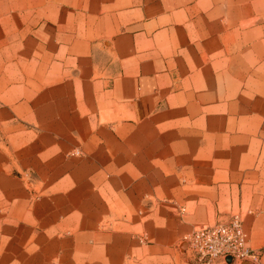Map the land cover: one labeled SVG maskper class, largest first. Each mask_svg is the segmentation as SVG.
<instances>
[{"label": "crops", "instance_id": "obj_1", "mask_svg": "<svg viewBox=\"0 0 264 264\" xmlns=\"http://www.w3.org/2000/svg\"><path fill=\"white\" fill-rule=\"evenodd\" d=\"M0 28V264H182L234 212L264 264V0H0Z\"/></svg>", "mask_w": 264, "mask_h": 264}, {"label": "built area", "instance_id": "obj_2", "mask_svg": "<svg viewBox=\"0 0 264 264\" xmlns=\"http://www.w3.org/2000/svg\"><path fill=\"white\" fill-rule=\"evenodd\" d=\"M185 238L187 250L193 257L205 262L216 258L226 262V255L232 257L231 264L254 261L258 257V252L247 243L243 219L238 212L227 219L196 227Z\"/></svg>", "mask_w": 264, "mask_h": 264}, {"label": "rangeland", "instance_id": "obj_3", "mask_svg": "<svg viewBox=\"0 0 264 264\" xmlns=\"http://www.w3.org/2000/svg\"><path fill=\"white\" fill-rule=\"evenodd\" d=\"M4 30H7V29H2V28H0V55H2V52L5 54V49H6V46L7 45H5L4 44V48H3V44H1V37L4 35L3 34V31ZM78 152L79 151H71L70 153H68V155H71V154H78ZM235 213V212H234ZM239 213V212H238ZM233 214V213H232ZM231 214V215H232ZM224 220V219H223ZM218 221H220V220H218ZM190 232V231H189ZM187 235V233L185 234V236ZM185 236H184V239H183V241L186 243V245H182V246H180V250L181 249H183V248H185V246H186V248H185V254H184V256H183V258H182V264H227L226 262H223V261H221V259H218V258H216V259H214V260H212V261H209V262H205V261H202V260H198L197 258H195V257H193L192 256V254H191V251L190 250H187V242H186V238H185ZM184 246V247H183ZM179 250V251H180ZM181 252V251H180ZM177 257V256H176ZM179 257V256H178ZM258 257H259V253H258ZM258 257H257V259H258ZM257 259L256 260H254V261H251V260H249V262H251L252 264H254V263H256L257 262ZM233 264H240V263H233Z\"/></svg>", "mask_w": 264, "mask_h": 264}, {"label": "water", "instance_id": "obj_4", "mask_svg": "<svg viewBox=\"0 0 264 264\" xmlns=\"http://www.w3.org/2000/svg\"><path fill=\"white\" fill-rule=\"evenodd\" d=\"M186 243L184 242V244L182 245H185ZM225 261L227 264H231L232 263V257L230 255H226L225 256ZM240 264H252L251 262L249 261H242Z\"/></svg>", "mask_w": 264, "mask_h": 264}]
</instances>
